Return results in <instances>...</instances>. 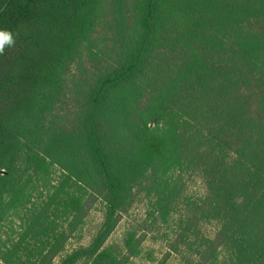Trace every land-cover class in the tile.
Listing matches in <instances>:
<instances>
[{
  "label": "trees",
  "instance_id": "obj_1",
  "mask_svg": "<svg viewBox=\"0 0 264 264\" xmlns=\"http://www.w3.org/2000/svg\"><path fill=\"white\" fill-rule=\"evenodd\" d=\"M0 30V264H54L96 204L59 264H128L148 235L160 264H264V0H0Z\"/></svg>",
  "mask_w": 264,
  "mask_h": 264
},
{
  "label": "rangeland",
  "instance_id": "obj_2",
  "mask_svg": "<svg viewBox=\"0 0 264 264\" xmlns=\"http://www.w3.org/2000/svg\"><path fill=\"white\" fill-rule=\"evenodd\" d=\"M150 129H154L153 125H148ZM178 172H170V176L172 178H180L183 183L182 186V196L189 200V198L195 199L197 196H200L204 193V186L198 177L189 178L188 172L180 173L178 176ZM52 184H56L60 179V171L56 167L52 169V174L50 176ZM46 191L38 190V192H34L33 201L38 202L45 196ZM43 193V194H41ZM182 210L180 207L177 211ZM151 214L148 207L143 203H139L135 205L127 215L122 216L116 229L111 234L108 244L114 243L119 244L120 238L125 232V230L129 228H137L138 223L143 222L145 219H150L149 215ZM19 217H13L7 223H5L1 230L2 240L5 241L9 238H14L16 236V232H19V227L21 224V212L18 215ZM103 209L100 204H96L92 210L88 218L85 221V225L82 228L81 236L79 239H71L68 243L66 251L55 260L54 264H59L60 259L65 254L69 253L71 250H74L78 246L85 247L90 242L91 238L95 235L98 228L100 227L103 219ZM177 218L176 212L173 219ZM170 225V224H169ZM207 233H212V227H206L205 229ZM162 232L170 233L169 226H164ZM155 235V234H154ZM156 236V235H155ZM141 254L139 257L132 259L128 264H160V262L164 259L167 253V248L162 240H153L151 235H148L144 240L141 246ZM163 264H182L179 257L175 254H170L166 257Z\"/></svg>",
  "mask_w": 264,
  "mask_h": 264
},
{
  "label": "clouds",
  "instance_id": "obj_3",
  "mask_svg": "<svg viewBox=\"0 0 264 264\" xmlns=\"http://www.w3.org/2000/svg\"><path fill=\"white\" fill-rule=\"evenodd\" d=\"M15 46L13 33L9 30H0V55H3L6 47Z\"/></svg>",
  "mask_w": 264,
  "mask_h": 264
}]
</instances>
